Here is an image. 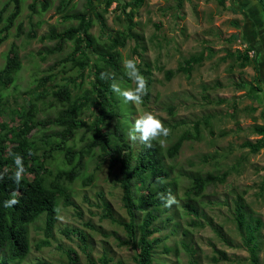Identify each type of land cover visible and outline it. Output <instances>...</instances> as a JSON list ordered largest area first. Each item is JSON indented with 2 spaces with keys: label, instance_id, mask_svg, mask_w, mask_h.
Wrapping results in <instances>:
<instances>
[{
  "label": "rangeland",
  "instance_id": "obj_1",
  "mask_svg": "<svg viewBox=\"0 0 264 264\" xmlns=\"http://www.w3.org/2000/svg\"><path fill=\"white\" fill-rule=\"evenodd\" d=\"M60 1L50 0L48 10L35 13L29 7L32 0H24L20 16L10 28L8 37L0 42V68L12 45L17 48L21 62L16 80L2 90L4 105L0 133L7 131V124L11 125L13 110L19 111L20 105H27L32 100L39 108L38 120L52 118L59 106L54 104L52 95L38 97L40 93H50L67 84L72 98H77L90 87L92 63L81 71L66 60L71 42H65L61 51L50 52L55 40L40 39L52 27L60 31L76 24L75 20L63 17L65 11L57 9ZM107 1L95 0L91 9L102 10ZM110 1L103 13L106 26L101 27L93 18L90 28L101 43H109L110 36L125 31L128 24L126 13L130 8L123 12L122 5L118 7L117 3L130 0ZM9 3V0H0V9L8 4L1 14V24L12 9ZM84 8L85 0H74L68 3L66 12ZM132 21L134 36L116 49L124 73V59L136 58L142 69L149 68V96L141 104L125 103L115 93L116 97L129 105L132 123L144 111L160 116L171 129L170 135L162 138L163 144L156 141L163 149L183 133L191 136L182 142L174 158L165 157L170 171L166 181L176 180L174 195L179 204L163 207L159 213L156 220L159 232L155 236L160 241L154 248L153 263L252 264L234 221V199L242 195L247 211L263 222L258 233L257 255L258 264H264V193L260 191L264 148L251 153L241 146L244 140L254 141L259 137L252 131V125L264 124L260 115L264 107V11L261 5L256 0H226L225 6L216 0H143L141 7L133 13ZM244 53L254 54L257 60L262 76L261 90L254 80L257 75L254 64L250 61L240 64L241 59L237 56ZM199 54L202 59L192 64L189 71L177 70L179 66L186 67L185 59ZM166 71L172 72L170 78L166 77ZM46 74H51L50 80L39 87L38 79ZM115 82L121 89L135 86L133 81L127 82L121 75L116 76ZM94 116L91 106H82L79 113L82 120L90 123ZM17 118L14 116L13 119ZM41 128L34 130L33 138L45 147L40 136L50 135L57 127ZM89 135L86 127H81L70 143H74L75 150L84 148ZM138 147L139 141L133 142L134 151ZM53 154L54 158L47 162L53 173L68 167L62 162V153ZM85 159L82 174L72 182L64 181L73 204L64 205L63 199L60 200L50 244L36 248V243L44 238L42 215L29 225L30 250L19 264H38L40 261L68 264L65 253L68 248L76 251L80 264H90V260L98 262L103 253L111 257L110 264L119 261L134 264L135 250L120 243L127 239L121 222L127 221L128 216L122 206L118 166L109 172L107 160L96 167V157L86 155ZM223 171H228L225 181L208 185L196 198L200 215L186 214L182 204L186 200L184 189L191 181L189 175ZM88 174L93 175V180L89 185H83V177ZM104 205L116 222L103 216ZM169 215H172L171 219H167ZM193 220L197 223L193 224ZM72 228L80 229L86 235L84 243L76 234L64 233V229ZM215 228L220 233H216ZM219 251L226 257L215 261Z\"/></svg>",
  "mask_w": 264,
  "mask_h": 264
},
{
  "label": "trees",
  "instance_id": "obj_2",
  "mask_svg": "<svg viewBox=\"0 0 264 264\" xmlns=\"http://www.w3.org/2000/svg\"><path fill=\"white\" fill-rule=\"evenodd\" d=\"M23 1L9 0L12 9L2 24L1 14L6 10L8 4L0 9V42L8 37L10 28L14 26L15 20L20 16ZM72 1L74 0L60 1L57 9L60 12L65 11L63 17L75 20L76 24L60 31L52 27L46 34L40 36V39L55 40V45L50 49V52L61 51L65 42H71V50L68 52L66 60L72 62L74 67H79L81 71L89 63H92L90 87L77 98H72L71 89L67 84L58 86L50 93H40L38 97L52 95L54 104L59 106L55 115L52 118L38 120L36 113L39 108L36 101L32 100L27 105H20L17 108L20 112L13 110L11 125L7 124V131L0 133V173L4 174L3 180H0V264H19L25 259L30 250L29 225L42 215H44V238L36 243V248L50 244L49 239L53 236L60 200L63 199L64 205L73 204L64 181L72 182L82 174L86 164V155L96 157V167L107 160L109 172L114 166H118V182L122 190L121 201L128 216L127 221L121 222L127 239L121 240L120 243L128 244L135 250L134 264H154V248L160 241V238L155 236L159 232L156 220L165 207L160 197L162 194L166 196L168 192L174 195L177 187L175 179H171V182L166 181L170 177V171L165 163V157L174 158L182 142L191 136L183 133L165 149L156 141L152 142L150 148L139 142L138 149L134 151L133 142L128 137L129 129L133 125V121L129 119L130 107L120 102L115 92L110 88L117 75H121L127 82H130V79L122 71L116 47L124 46L125 41L134 36L131 32L134 25L132 15L141 7L143 0L117 3L118 7L122 5L123 12L127 7L130 8L126 13L128 24L125 31H118L115 35L110 36L109 43L99 42L90 32V28L93 26V18L101 27L106 26L103 13L111 1L108 0L102 10H98L91 9L95 0H85L84 9L66 12L68 3ZM216 1L221 5H226V0ZM256 1L264 11L263 0ZM29 7L35 13L45 12L50 7V0H32ZM30 36L34 37L32 34ZM237 57L241 59V65L248 61L254 64L257 71L254 80L258 90H261L259 84L262 81V76L259 73L254 54L249 56L244 53ZM201 59L202 54L190 56L184 60L186 67L179 66L177 70L189 71L192 64ZM137 66L147 79L148 91L143 97V101H145L149 96L150 80L147 76L149 68L142 69L138 63ZM20 67L18 50L12 45L0 68V115H2L4 105L2 90L7 89L16 80ZM101 73H110L112 78L102 79ZM165 75L170 78L172 72L166 71ZM50 78L51 74L40 77L37 85L44 86ZM85 104L91 106L95 112L90 123H86L79 117L81 108ZM260 115L264 119V107ZM14 116H17L19 121L13 119ZM7 125L2 127H7ZM51 125L56 126L57 129L50 135L42 134L40 136L45 144L44 147L33 138L34 130H38L40 127L47 129ZM81 127H86L90 132V138L84 148L75 150L74 143H70V141L74 139L76 132ZM252 131L259 137L254 141L246 139L241 143V146L248 148L251 153H256L264 148V124L252 125ZM54 152L62 153V162L68 166L65 169L57 170L56 173H53L47 164L50 159L54 158ZM16 154L23 157L26 169L19 185H16L13 180V174L16 171L14 163ZM227 175L228 171H223L220 174L195 173L189 175L191 181L190 185L184 189L186 200L182 204L186 214L198 217L200 212L196 198L202 195L208 185L224 182ZM92 180V174L86 175L83 177V185H89ZM14 191L19 192L20 203L13 208H5L4 201L10 199L11 193ZM260 191L264 193V166ZM233 205L234 221L242 235L243 243L249 251L250 261L252 264H258V233L263 222L260 217L247 211L242 195L235 197ZM103 209L105 210L104 217L111 221H117L106 205L103 206ZM171 218L172 215L167 217V219ZM194 223L197 222L193 220ZM87 225L91 226L89 223ZM215 232L220 233L216 228ZM64 233L67 235L76 234L82 243L86 240V235L80 229H64ZM65 253L68 264H80L78 254L74 249L68 248ZM219 253L215 261L226 257L223 251H219ZM110 262L111 257L105 253L98 258V262L90 260V264H110ZM38 264L47 263L40 261ZM118 264L121 262L119 261ZM194 264L196 263L194 262Z\"/></svg>",
  "mask_w": 264,
  "mask_h": 264
},
{
  "label": "clouds",
  "instance_id": "obj_3",
  "mask_svg": "<svg viewBox=\"0 0 264 264\" xmlns=\"http://www.w3.org/2000/svg\"><path fill=\"white\" fill-rule=\"evenodd\" d=\"M125 75L134 83V87L121 89L117 82H113L110 88L113 92L123 98L125 103L141 104L143 97L147 94V79L141 73L140 68L137 66L136 58L124 59L122 61ZM102 79L112 78L110 73H101ZM171 129L166 127L163 120L156 113L152 111H144L139 115L132 127L129 129L128 137L130 141L144 144L146 147H151L153 141H158L163 144L164 139L170 135ZM14 163L16 171L13 174V180L16 185H19L25 174V167L23 157L19 154L14 156ZM7 172V169H5ZM4 174L0 173V180H3ZM19 192L14 191L11 193V198L4 201L5 208H13L20 203ZM160 199L163 201L166 208H171L173 205H178L179 200L171 192L167 195H161ZM63 219V217H58Z\"/></svg>",
  "mask_w": 264,
  "mask_h": 264
}]
</instances>
